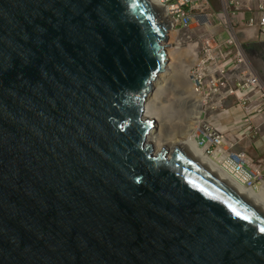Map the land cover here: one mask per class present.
Masks as SVG:
<instances>
[{"label": "water", "instance_id": "95a60500", "mask_svg": "<svg viewBox=\"0 0 264 264\" xmlns=\"http://www.w3.org/2000/svg\"><path fill=\"white\" fill-rule=\"evenodd\" d=\"M168 40L146 0H0V264H264V213L149 139Z\"/></svg>", "mask_w": 264, "mask_h": 264}, {"label": "rangeland", "instance_id": "374dc122", "mask_svg": "<svg viewBox=\"0 0 264 264\" xmlns=\"http://www.w3.org/2000/svg\"><path fill=\"white\" fill-rule=\"evenodd\" d=\"M211 1V6H209L208 9L205 11H199L202 15V22L198 21L196 23L195 21L192 24L191 29H186L180 25L178 27L179 31H177V34L180 38H182V42L185 47H197L196 50L198 52V58L196 57L195 61H192L191 59L194 55L191 51H189L190 49L188 50V47L185 48L186 52L181 47L180 49H177V52H175L176 50H174V53L170 52L169 55L171 58L169 59V62L171 60V63L173 61H185L186 63H190L189 75L193 78L200 77V74L198 73L200 69H196L195 63L198 62L200 56H203L206 47H218L219 57L217 58V67L214 69L216 71L213 76L212 74H209L208 70H205V75L197 81L203 82L201 85L198 83L197 86L200 88L201 93L204 94L205 89L210 90L208 95L209 104L205 107L207 112L204 113L203 119L206 120V117L213 116L214 123L217 127L232 130L231 134L233 137L231 138L230 136L228 141L230 142V148L233 150L245 151L248 155L254 157L255 160H260L261 158L264 159V119H262L264 110L262 111V114L254 117L255 122H247L246 112L248 111V108L251 107L250 101L247 102L245 100H240L238 96H231L227 93L233 87L235 89L239 88L240 84L247 78L248 71H252L258 75L264 86V41L256 35V31L249 30L246 25L240 24L235 16L230 15V10H226L224 8L221 0ZM199 13L198 11L195 12V14ZM206 15H208V19L206 18ZM227 15L229 17L228 23L224 22L223 18ZM178 35H176V37H178ZM174 37L175 34H173V38ZM167 43L168 46L169 43L171 47L173 46L171 36H169ZM242 50L247 60L249 66L248 68L238 65L239 58L241 57L239 56V52ZM210 61L209 63L214 62L213 67H215V61L213 59ZM193 62L195 66L193 69L194 71H192ZM170 70L171 69H169V71ZM194 73H196L197 76H195ZM213 77L218 83L217 86H212ZM179 82L177 81V78L171 79L168 84L170 94H178L180 96L183 95L181 92L184 91L186 86ZM216 88H218V91L214 93L212 90ZM257 95L259 96L257 98V102L262 104L264 99L261 100L260 93ZM202 97L205 98L204 96ZM162 98L163 97H161V99ZM174 106H178V110H181V112L178 113V116H181L183 119L177 124H173L172 127V124L168 121L169 119L165 118V121H167L168 124L163 125L164 134L169 131H176L174 133L177 134V130L179 128L184 131L186 124L189 123L190 119L188 116L193 110L191 102H189L188 99L186 100V98H180V101ZM256 113H259V111ZM157 124H159L158 121ZM251 125H256L253 128L254 130L250 134L245 133L248 126ZM257 126H260V128ZM257 131L259 132L257 133ZM212 150L214 151V154L217 152L213 146Z\"/></svg>", "mask_w": 264, "mask_h": 264}, {"label": "bare ground", "instance_id": "6f19581e", "mask_svg": "<svg viewBox=\"0 0 264 264\" xmlns=\"http://www.w3.org/2000/svg\"><path fill=\"white\" fill-rule=\"evenodd\" d=\"M146 1L154 11L155 16L164 26L168 36H171L173 46L171 47L169 43L167 49L168 57L170 59V52L174 53V50L177 52V49L181 48L178 45L181 44L179 41L182 38L179 36L176 37V35H178L177 31H179L177 21L171 17L169 10L163 5L161 0ZM173 34H175L174 38ZM196 48L197 47L195 46L192 48H187L188 50L190 49L189 51H191L194 55V57L191 59L192 61H195L196 57L198 58V52ZM183 49L185 50V48ZM241 52L243 53V51ZM197 63H203V57H199ZM192 65V71H194L193 69L196 65L194 66V62ZM169 69L171 70L169 71ZM189 70L190 63H186L185 61H173L171 63L170 60L167 72L162 74L157 80L155 89L149 94L146 100L145 116H149V118L156 120V126L152 130L149 139L154 142L157 151L167 150L169 155H172L175 150L182 151L186 157L192 163L196 164L201 170L208 173L213 179L219 181L223 186L231 189L235 194L241 196L243 199L253 204L258 210L264 213V185L261 187L260 191L253 190V188L245 186L235 177H233L222 165L221 161H223V158L219 156V151L221 149H218V151L216 150V155H212L207 153L209 143L206 146H201L199 144L197 139V129L201 125V122H203L202 113L204 111V107L209 104V101L206 94L204 93V95L201 93L200 88L197 87L199 83L197 82V77H191L189 75ZM204 71L205 68H201L200 77L203 76L205 73ZM172 78H177V81H180L179 83H182L186 86L184 91L181 92L183 95L180 96L178 94H170V88L168 84ZM161 97L163 98L161 99ZM180 98H186V100L188 99V101L191 102V106H193V110L188 116L190 119L189 123L186 124L184 131L179 128L177 130V134L174 133L176 131H169L164 134L163 125L168 124V122L165 121V118L169 119L168 121L172 124V127L173 124H177L183 119L181 116H178V113H180L181 110H178V106H174L180 101ZM157 121L159 124H157Z\"/></svg>", "mask_w": 264, "mask_h": 264}, {"label": "built area", "instance_id": "2783aa9c", "mask_svg": "<svg viewBox=\"0 0 264 264\" xmlns=\"http://www.w3.org/2000/svg\"><path fill=\"white\" fill-rule=\"evenodd\" d=\"M163 5L169 10L171 17L177 21L178 26L182 25L186 29H191L193 20L195 18L196 23L201 21L202 15L199 11H205L211 6L210 0H161ZM224 8L230 10V15L236 17L240 24L246 25L249 30L256 31V35L264 41V0H221ZM199 14H195L197 12ZM249 14V17L247 16ZM214 16V15H213ZM208 19V15H206ZM202 22V21H201ZM224 22H227L224 18ZM228 23V22H227ZM218 47L205 48L203 56V63H196V69L205 68L209 71V74L213 76L214 70L217 67ZM238 65L245 66L248 68L247 60L244 54L239 52ZM213 59L215 61V67H213L214 62L209 63ZM211 62V61H210ZM209 63V64H208ZM200 70L198 73L200 74ZM197 73V74H198ZM195 76L196 73H194ZM208 74V75H209ZM248 76L240 84L238 89L234 87L231 88L227 93L231 96L238 95L240 100L250 101L251 107L247 111V122H251L253 115H259L264 110V88L262 86L260 77L252 71L247 72ZM205 75V73L203 74ZM202 77V76H201ZM201 77H197L198 80ZM200 85L203 82L199 81ZM218 83L213 77L212 86H217ZM210 88V87H208ZM211 89V88H210ZM214 93L218 91V88L212 90ZM206 96L209 95L210 90L205 89ZM261 94L262 104L257 102L259 97L257 94ZM256 97L255 101L253 97ZM259 113H256L258 112ZM264 119V115L262 116ZM214 117L206 120L200 127V133L198 137L201 139V143L207 145L215 146L220 150L219 154L223 158L221 163L223 166L241 183L249 188H256L260 191L261 187L264 185V159L255 160L254 157L248 155L245 151H236L230 148V142L228 141L233 137L231 134L232 130L221 129L214 125ZM261 124V123H259ZM258 124V125H259ZM256 126V125H255ZM260 128V126H257ZM254 129L249 127L246 129L245 133L250 134ZM259 131H257L258 133Z\"/></svg>", "mask_w": 264, "mask_h": 264}, {"label": "clouds", "instance_id": "9594fccd", "mask_svg": "<svg viewBox=\"0 0 264 264\" xmlns=\"http://www.w3.org/2000/svg\"><path fill=\"white\" fill-rule=\"evenodd\" d=\"M211 1V0H210ZM212 2V1H211ZM224 6V5H223ZM247 16L249 17V14L247 13ZM223 18H225L226 19V21L227 22H229V17H228V15L227 16H224ZM195 22V18H194V20H193V23ZM180 26V25H179ZM178 26V27H179ZM179 36V35H178ZM181 44L179 45V47H183V48H187V47H185L184 45H183V42H182V39L179 41ZM243 51V50H242ZM262 83V82H261ZM262 86H263V84H262ZM263 88H264V86H263ZM235 96V95H234ZM236 96H238V95H236ZM208 97V96H207ZM256 97H258V96H255V97H253V100L255 101V99H256ZM239 98V97H238ZM206 107V106H205ZM205 107H204V111H203V113H202V118H203V115H204V113L205 112H207L206 111V109H205ZM209 110V109H208ZM226 114H228V113H226ZM262 114V113H261ZM229 115V114H228ZM260 115V114H259ZM256 116H258V115H253V118H252V121L251 122H255V119H254V117H256ZM210 117H213V116H209V117H206V120H208V119H210ZM248 117V115H247V112H246V118ZM206 120H204L203 119V122H201V125L199 126V128L197 129V131H198V135H199V130H200V127L203 125V123L206 121ZM213 123H214V121H213ZM214 125L216 126V124L214 123ZM249 127H252V128H254L255 126H248V128ZM247 128V129H248ZM198 135H197V139H198V142H199V144L202 146H206L204 143H201V139L198 137ZM252 136V135H251ZM214 148H215V151L218 149L217 147H215V146H213ZM220 152V151H219ZM207 153H209V154H214V151L212 150V146L211 145H209V147H208V149H207ZM219 156H220V154H219ZM221 157V156H220ZM223 165V164H222ZM227 170V169H226ZM228 171V170H227ZM229 172V171H228ZM230 173V172H229ZM231 174V173H230ZM232 175V174H231ZM233 176V175H232ZM234 177V176H233ZM243 184V183H242ZM246 186V185H245ZM253 190H256V191H259V190H257L256 188H253Z\"/></svg>", "mask_w": 264, "mask_h": 264}, {"label": "snow or ice", "instance_id": "6c2138e0", "mask_svg": "<svg viewBox=\"0 0 264 264\" xmlns=\"http://www.w3.org/2000/svg\"><path fill=\"white\" fill-rule=\"evenodd\" d=\"M245 219H247V217H245ZM262 231H264V229H262Z\"/></svg>", "mask_w": 264, "mask_h": 264}]
</instances>
